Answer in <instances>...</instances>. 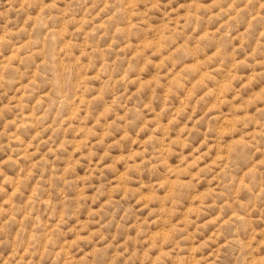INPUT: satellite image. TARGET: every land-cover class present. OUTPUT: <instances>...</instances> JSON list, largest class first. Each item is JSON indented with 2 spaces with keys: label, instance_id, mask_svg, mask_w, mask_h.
Wrapping results in <instances>:
<instances>
[{
  "label": "rangeland",
  "instance_id": "rangeland-1",
  "mask_svg": "<svg viewBox=\"0 0 264 264\" xmlns=\"http://www.w3.org/2000/svg\"><path fill=\"white\" fill-rule=\"evenodd\" d=\"M0 264H264V0H0Z\"/></svg>",
  "mask_w": 264,
  "mask_h": 264
}]
</instances>
